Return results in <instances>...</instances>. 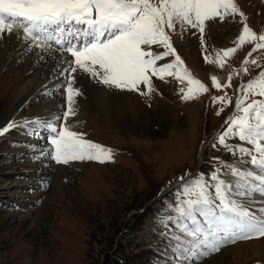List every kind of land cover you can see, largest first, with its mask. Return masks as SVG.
<instances>
[{
    "label": "rangeland",
    "instance_id": "1",
    "mask_svg": "<svg viewBox=\"0 0 264 264\" xmlns=\"http://www.w3.org/2000/svg\"><path fill=\"white\" fill-rule=\"evenodd\" d=\"M236 2L248 25L258 34L264 32V0ZM241 30L237 15L207 22L203 43L201 34H193L196 30L172 35L171 42L185 67L209 89L195 99L181 98L180 89L187 90V83L174 76L164 80L153 76L155 90L145 96L141 94L147 90L144 85L140 91L118 90L82 71L72 74L74 88L82 93L75 97L77 115L70 117L73 130L113 149L111 161L57 163L41 155V150L50 148L51 133L31 123L0 135V264H175L170 245L179 234V225L172 206L188 198L183 195L185 181L204 174L214 184L210 174L217 169L220 177L233 185L230 195L234 199L245 204L254 200V212L264 207L260 203L264 196L259 193L236 195L238 178L227 167L249 169V158L218 143L228 127L226 121L236 113L235 101L242 95L237 89L261 70L249 63L248 72L242 71L254 45L237 50L223 68L205 60V56L215 60L217 51L234 47ZM9 40L5 34L0 38V120L10 114L11 121L18 123L36 118L45 121L50 120V114L66 110V90L52 89L55 84L32 96L22 110L12 107L29 74L22 61L15 65ZM74 42L79 44L80 39ZM153 50L162 49L153 46ZM67 54L69 57L66 52L62 55ZM252 58H258L264 67V50L253 53ZM229 74L230 87H213L212 75L226 84ZM66 79L67 75L63 76L60 84ZM98 90L107 101L101 107L94 97ZM225 94L232 103L212 102V97ZM110 98L116 100L115 105L108 103ZM251 99L264 98L249 97L248 102ZM226 143L251 147L234 136ZM209 190L214 198L213 188ZM143 211L147 216L142 227L132 232L135 218ZM168 216L173 219L166 230L159 221ZM197 219L204 223L203 217ZM193 264H264V237L238 239Z\"/></svg>",
    "mask_w": 264,
    "mask_h": 264
},
{
    "label": "snow or ice",
    "instance_id": "2",
    "mask_svg": "<svg viewBox=\"0 0 264 264\" xmlns=\"http://www.w3.org/2000/svg\"><path fill=\"white\" fill-rule=\"evenodd\" d=\"M237 15L242 30L236 37L235 46L217 51L215 60L208 56L205 60L223 68L227 58L237 50L247 44L254 45L243 61L242 71L248 72L249 63L261 70L237 89L242 95L235 101L236 113L226 121L228 127L218 137V143L233 154L239 152L248 157L252 166L241 170L235 165H227L231 175L238 178L236 195L247 197L259 193L264 196V99L248 102L249 97L264 98V67L258 63V58H252L253 53L264 50V32L258 34L248 25L236 0H0V38L15 33L45 51L66 52L74 58L69 59L67 67L59 72V76L67 75V79L55 89L65 88L66 110L45 121L36 118L18 123L13 120L0 128V135L31 123L51 133L50 148L41 150V155L50 156L57 163L111 161L113 149L73 130L70 117L77 115L75 97L82 93L79 88H74L75 76L72 74L82 71L104 86L118 90L140 91L144 85L147 90L141 94L145 96L155 90L153 76L161 80L174 76L181 83H187V90L180 89L181 98L195 99L209 89L185 67L171 42L172 35L196 30L193 34H201L203 43L207 22L216 18L224 21ZM77 38L79 44L74 42ZM153 46L162 50L155 51ZM168 57L174 59L157 63ZM62 63L63 58L57 62V68ZM231 80V74L226 84H222L216 75L211 76L216 89L230 87ZM212 102L232 103L227 94L212 97ZM233 136L251 147L228 145L227 139ZM219 172L217 169L210 174L214 184H210L204 174L185 181L183 195L188 198L172 206L179 225V234L170 245L175 264H193L238 239L264 237V207L254 212L251 210L254 200L245 204L234 199L230 195L233 185L222 179ZM180 179L184 180L183 177ZM210 188L214 190V198ZM260 203L264 204V201ZM198 217L204 218L203 224ZM172 219L168 216L159 222L167 230Z\"/></svg>",
    "mask_w": 264,
    "mask_h": 264
},
{
    "label": "bare ground",
    "instance_id": "3",
    "mask_svg": "<svg viewBox=\"0 0 264 264\" xmlns=\"http://www.w3.org/2000/svg\"><path fill=\"white\" fill-rule=\"evenodd\" d=\"M5 35H7V40L9 38L11 42H13V44L11 43L12 46H10L9 50H10V55H12V58L13 59L15 58V65H18L22 61L23 65L22 64L21 65L23 66V68L24 67L26 68L27 70L26 72L29 74V77L27 78V83L25 82L22 87L21 97L18 98L12 105V107L19 106L18 111H20L27 105L26 103L29 101V99L32 96L41 94L43 91H45V88L48 87V84L51 85L55 84L53 87L50 86L52 89H56L57 85H61L60 82L63 76H59V72L66 67L67 61L70 59L69 58L70 56L68 57V54L62 55L64 53H57L53 49H49L45 51L35 45H31L30 42L25 41L23 38L21 40L17 39L18 35L15 33L5 34ZM54 47L55 46H53V48ZM27 49H28V53H27ZM25 53L28 55L26 56V59H22ZM38 58L42 61L38 60ZM60 58H63L65 63H62L63 64L62 69L60 71H57L56 70L57 62L59 61ZM50 60L51 61L53 60L52 64ZM99 90L101 91V89ZM99 90L97 94L95 93L96 96L94 97L98 98L99 103L97 102L96 103L99 104V106L101 107L104 106L107 101H106V96L103 93L99 94L100 92ZM110 99H108V103H110L111 105L113 104L115 105L116 100L113 98L111 100ZM54 110L58 111V108ZM55 115H58V113L50 114L47 118L51 119ZM11 119L12 117L10 114H6L5 116H3L2 120H0V128L6 126L11 121Z\"/></svg>",
    "mask_w": 264,
    "mask_h": 264
},
{
    "label": "trees",
    "instance_id": "4",
    "mask_svg": "<svg viewBox=\"0 0 264 264\" xmlns=\"http://www.w3.org/2000/svg\"><path fill=\"white\" fill-rule=\"evenodd\" d=\"M147 216V212H145V211H143V213L142 214H140L137 218H135V220H136V224H134V226H133V228H132V230H134V231H132V232H135V231H137L138 229H140L141 227H142V225H143V219L145 218ZM139 254H137V255H135V256H138ZM117 264H119V262L117 263Z\"/></svg>",
    "mask_w": 264,
    "mask_h": 264
}]
</instances>
